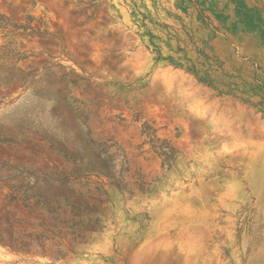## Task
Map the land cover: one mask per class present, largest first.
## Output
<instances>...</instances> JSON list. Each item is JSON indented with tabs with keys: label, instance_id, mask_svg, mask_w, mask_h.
Wrapping results in <instances>:
<instances>
[{
	"label": "rangeland",
	"instance_id": "1",
	"mask_svg": "<svg viewBox=\"0 0 264 264\" xmlns=\"http://www.w3.org/2000/svg\"><path fill=\"white\" fill-rule=\"evenodd\" d=\"M0 264H264V0H0Z\"/></svg>",
	"mask_w": 264,
	"mask_h": 264
},
{
	"label": "trees",
	"instance_id": "2",
	"mask_svg": "<svg viewBox=\"0 0 264 264\" xmlns=\"http://www.w3.org/2000/svg\"><path fill=\"white\" fill-rule=\"evenodd\" d=\"M2 29H6L5 27H2ZM8 81V80H7ZM7 83H9V82H7ZM171 149V148H170ZM172 150V149H171ZM162 157H164L165 159H164V162L165 161H167V159H169V156H168V154L167 153H161L160 154ZM87 205V202L86 203H82V202H74V206L76 207V208H78V209H81V211H82V209L85 207ZM83 207V208H82Z\"/></svg>",
	"mask_w": 264,
	"mask_h": 264
}]
</instances>
